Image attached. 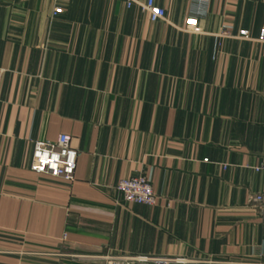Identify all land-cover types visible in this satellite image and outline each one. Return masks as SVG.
Here are the masks:
<instances>
[{
  "label": "crops",
  "instance_id": "obj_1",
  "mask_svg": "<svg viewBox=\"0 0 264 264\" xmlns=\"http://www.w3.org/2000/svg\"><path fill=\"white\" fill-rule=\"evenodd\" d=\"M145 2L0 0V264H264V0ZM60 134L71 182L30 170Z\"/></svg>",
  "mask_w": 264,
  "mask_h": 264
},
{
  "label": "built area",
  "instance_id": "obj_2",
  "mask_svg": "<svg viewBox=\"0 0 264 264\" xmlns=\"http://www.w3.org/2000/svg\"><path fill=\"white\" fill-rule=\"evenodd\" d=\"M53 3V15L61 13L62 9L58 6L60 0H50ZM195 8L193 14L186 19V26L193 32L199 33L198 15L206 13V4L208 0H194ZM127 8L135 5L136 0H124ZM144 12L149 13L150 20L156 22L165 17L164 10L157 6L155 0H146L141 5ZM241 36H247V31H240ZM260 40L264 41V30L261 33ZM78 151L71 145V136L60 134L54 142L34 143L30 170L37 174H46L53 177H59L65 181H73L77 166ZM256 172L264 173V163L254 167ZM116 190L123 196L127 203L154 206L157 202L150 180L145 175L122 179L116 185ZM253 201L264 209V193L255 195ZM107 264H179V260L167 258H154L146 256L132 257H109Z\"/></svg>",
  "mask_w": 264,
  "mask_h": 264
}]
</instances>
